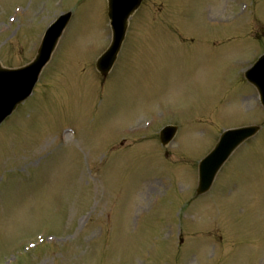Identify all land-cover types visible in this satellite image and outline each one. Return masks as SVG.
Listing matches in <instances>:
<instances>
[{
  "label": "rangeland",
  "instance_id": "rangeland-1",
  "mask_svg": "<svg viewBox=\"0 0 264 264\" xmlns=\"http://www.w3.org/2000/svg\"><path fill=\"white\" fill-rule=\"evenodd\" d=\"M108 9L0 0L5 67L29 63L72 12L34 93L0 125V264H264V127L195 196L222 132L264 122L245 78L264 54V0H144L103 77ZM166 124L179 131L163 147Z\"/></svg>",
  "mask_w": 264,
  "mask_h": 264
},
{
  "label": "water",
  "instance_id": "water-1",
  "mask_svg": "<svg viewBox=\"0 0 264 264\" xmlns=\"http://www.w3.org/2000/svg\"><path fill=\"white\" fill-rule=\"evenodd\" d=\"M141 2L142 0H109L113 42L108 51L97 62V67L104 76L108 75L120 51L128 27V18L140 6ZM69 18L70 14L63 16L51 28L52 31L48 33L46 43L42 45L37 58L29 66L13 70L4 69L0 66V123L31 94ZM259 68L264 70V57L252 70L247 72L246 76L255 82H264V73L255 72ZM259 129L257 126L245 127L223 134L216 149L201 162L200 183L197 191L199 195L210 189L218 170L231 153L243 141L255 135ZM175 133V127L165 129L161 134L163 143L167 144Z\"/></svg>",
  "mask_w": 264,
  "mask_h": 264
}]
</instances>
